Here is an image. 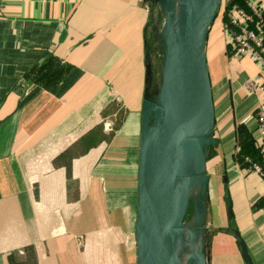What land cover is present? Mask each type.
Instances as JSON below:
<instances>
[{"label":"crops","instance_id":"obj_1","mask_svg":"<svg viewBox=\"0 0 264 264\" xmlns=\"http://www.w3.org/2000/svg\"><path fill=\"white\" fill-rule=\"evenodd\" d=\"M254 1L264 9V0ZM224 18L221 7L206 45L220 142L208 157L215 230L208 264H245L223 232L227 207L253 263L264 264V179L237 159L242 149L259 157L256 113L264 94L245 82L260 66L251 56H231ZM147 20L140 0H0V264H86L93 214L47 209L31 175L63 142L108 122L111 130L103 131L112 140L93 186H104V204L122 211L127 232L132 220L134 229ZM111 100L123 119L110 118Z\"/></svg>","mask_w":264,"mask_h":264},{"label":"water","instance_id":"obj_2","mask_svg":"<svg viewBox=\"0 0 264 264\" xmlns=\"http://www.w3.org/2000/svg\"><path fill=\"white\" fill-rule=\"evenodd\" d=\"M151 1L162 25L156 33L158 59L146 50L134 222L136 264H179L177 243L198 183L195 236L210 232L202 244L200 263L208 264L209 240L215 231L210 225L204 227L210 217L208 157L220 142L206 45L222 0H181L176 18L171 2ZM156 63L160 79L152 90ZM222 180L225 184V176ZM226 213L228 227L223 232L238 243L245 264H254L240 232L232 226L231 208Z\"/></svg>","mask_w":264,"mask_h":264},{"label":"rangeland","instance_id":"obj_3","mask_svg":"<svg viewBox=\"0 0 264 264\" xmlns=\"http://www.w3.org/2000/svg\"><path fill=\"white\" fill-rule=\"evenodd\" d=\"M142 5L150 13L146 33L147 52L158 59L156 33L159 32L162 22L157 16L156 4L151 0H144ZM154 70L152 90L160 79L157 63ZM109 106L110 110L107 111H110V118L119 120L125 117L122 110L115 109L114 101H109ZM107 111L103 112V116ZM104 128L98 126L87 133L69 138V141L63 142L57 153L51 154L45 163L41 166L36 164L31 175L34 181L33 189L36 198L38 197L43 204H46L47 209H52L51 211L58 213L59 216L73 215L78 209L86 214L90 212L93 214L94 221L88 226V239L83 254L86 264H134L136 245L133 220L129 226L130 231L127 232L122 211L117 208L116 210L121 212L117 215L116 211L114 213L113 209L109 210L104 204L105 199L102 198V193L105 194V191H102L104 186L100 183L99 188L93 186L97 182L92 177L95 166L105 154L110 139L112 140V134L107 136L103 131ZM111 128L110 125L109 129ZM90 186H93L92 191L88 190ZM193 214L191 205L186 221L189 222ZM208 226L209 218L204 227ZM209 235V233L203 235L202 244L204 240L209 239ZM129 248L132 249L133 257L127 254Z\"/></svg>","mask_w":264,"mask_h":264},{"label":"built area","instance_id":"obj_4","mask_svg":"<svg viewBox=\"0 0 264 264\" xmlns=\"http://www.w3.org/2000/svg\"><path fill=\"white\" fill-rule=\"evenodd\" d=\"M225 26L231 39L232 57L251 56L260 66V73L245 82V88L252 93L264 94V9L254 0H222ZM259 162L245 157L249 170L264 179V106L256 113ZM264 216V207L262 208Z\"/></svg>","mask_w":264,"mask_h":264},{"label":"bare ground","instance_id":"obj_5","mask_svg":"<svg viewBox=\"0 0 264 264\" xmlns=\"http://www.w3.org/2000/svg\"><path fill=\"white\" fill-rule=\"evenodd\" d=\"M173 5L175 18L178 17V8L181 0H168ZM201 183L195 184L189 198V206L187 216L192 205L193 210H196L200 198ZM199 228L196 213L193 214L192 219L188 222L185 221L183 227V237L177 243V251L179 256V264H200L202 237L203 235L195 236L196 230ZM208 234V233H207Z\"/></svg>","mask_w":264,"mask_h":264},{"label":"trees","instance_id":"obj_6","mask_svg":"<svg viewBox=\"0 0 264 264\" xmlns=\"http://www.w3.org/2000/svg\"><path fill=\"white\" fill-rule=\"evenodd\" d=\"M251 157V159L253 160V162H259L260 161V156H250L248 154V151L246 149H242L238 154H237V159L239 164H242L243 166L249 167V164L245 161V157Z\"/></svg>","mask_w":264,"mask_h":264},{"label":"flooded vegetation","instance_id":"obj_7","mask_svg":"<svg viewBox=\"0 0 264 264\" xmlns=\"http://www.w3.org/2000/svg\"><path fill=\"white\" fill-rule=\"evenodd\" d=\"M105 127V126H104Z\"/></svg>","mask_w":264,"mask_h":264}]
</instances>
